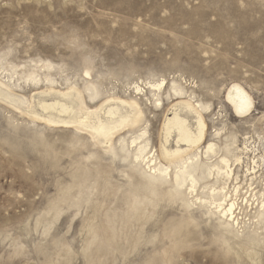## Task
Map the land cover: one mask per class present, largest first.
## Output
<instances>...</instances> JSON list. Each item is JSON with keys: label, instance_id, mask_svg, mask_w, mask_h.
Instances as JSON below:
<instances>
[{"label": "rangeland", "instance_id": "374dc122", "mask_svg": "<svg viewBox=\"0 0 264 264\" xmlns=\"http://www.w3.org/2000/svg\"><path fill=\"white\" fill-rule=\"evenodd\" d=\"M0 82L18 106L0 100V264H264V212L255 213L264 194V0H0ZM235 86L253 103L242 115L228 100ZM74 89L92 113L135 101L143 122L108 149L28 114L41 105L69 115L62 96ZM185 91L209 107L199 172L228 147L251 151L230 154L244 158L234 171L238 228L188 205L174 184L156 185L133 158L132 137L145 129L142 143L161 167H182L158 154ZM200 183L209 199L213 178Z\"/></svg>", "mask_w": 264, "mask_h": 264}, {"label": "bare ground", "instance_id": "6f19581e", "mask_svg": "<svg viewBox=\"0 0 264 264\" xmlns=\"http://www.w3.org/2000/svg\"><path fill=\"white\" fill-rule=\"evenodd\" d=\"M165 84L166 81L165 79H163L161 82L153 83L151 85L149 84V86L154 92H162V89L164 90ZM0 85L3 86L1 82ZM136 90L139 93L143 91L140 86H136ZM72 91L74 92L73 94H65L62 96V98L69 97V100H67V102L72 106V109L70 108L69 110V115L59 116L47 114L44 109H42L41 105H39L41 109L40 114L34 112H30L28 114L34 118H37L38 120L46 121L49 124L75 127L77 130L90 135L92 140L95 141L94 143H98V145L102 146L107 145L108 149H112V146L114 145V139L118 134L125 132L127 129L139 128L143 122L144 112L139 104L135 101H123V103L128 105L130 108L125 112L116 107L107 108L105 105H103L99 111L92 113L87 108H85L83 104L82 93L75 89ZM181 94L184 95L187 99L188 92H181ZM191 97L190 99L181 101V105L184 104L188 106L193 111L194 115H196L198 122L201 124L202 136L196 143L201 144L203 141V135H205L207 128V125L204 121L203 112L207 111L209 107L208 105L206 106L202 103H198L197 105H195L192 102ZM53 98H61V96H53ZM0 100L5 101L7 104L9 103V105L15 108H18L11 97L8 96L1 88ZM228 100L234 111L237 114L241 115L251 111L253 106L249 93H247V91L241 86H235L230 90V92L228 93ZM82 112H85L84 115L81 114ZM180 112L181 110L177 109L173 114H180ZM140 133L141 134L132 137V141L130 144V146L132 145L133 149L135 150L133 158L136 163L144 164V166L149 171V175L157 180L155 182L156 185L160 186L163 184H174L177 189H184V192H181L180 190V192L178 191L176 193H178V195L184 196L186 202H188V205L189 203L194 206L198 204L204 205L212 213L218 214L220 216V219L225 220V222L223 223L227 226H236L238 228L239 225H241L242 218H240L241 216L239 217L241 208L240 204L238 203V195L241 191V185L237 183L234 171L236 170V167L244 163V158L242 156L236 157L234 155H231L230 157V154L233 152L231 151V148L228 149V147L226 150L227 154L220 157L218 162H210V165H208L206 172L202 173L199 172V167L202 164V158L200 156L201 152L198 149L197 153L194 155L193 146L188 149V151L190 152L187 153L180 150H167L166 156L163 155L165 160H167L169 163L179 160H182L183 162L182 167H180V169H176L173 173L171 167H166L165 169L161 167L160 163L158 162L156 152L154 153L153 149L148 146V142L144 144L142 143L146 139V130L141 129ZM118 142L120 146L124 147L126 140L122 138ZM212 149L214 150V146H210L207 151L209 152V150ZM235 149L236 151L241 152L245 155H249L251 152L247 147L241 150L237 147ZM252 163L255 164L256 161L253 160ZM246 171L248 174L247 178L255 174L254 169L252 171L250 169H247ZM201 178L207 179L208 181L209 179L213 178L214 185H216L215 188L209 189V199L203 198L199 192L202 189L200 183ZM251 180H254V177H251ZM219 183H222L223 186H221V184ZM230 183L233 185L232 191L228 190V187H230L228 185ZM261 196L263 197V200L258 201L256 204L258 210L254 208V203L249 204L250 201H248L247 199H245V202H243L245 204H249L251 210L255 209V213L258 216L264 212V194H261ZM238 210L239 213L237 214ZM256 221L257 219L254 218L253 223ZM182 230L184 232L185 228L182 227ZM255 230L256 228L254 227L252 231L254 237L257 234V231Z\"/></svg>", "mask_w": 264, "mask_h": 264}, {"label": "crops", "instance_id": "0c3cea01", "mask_svg": "<svg viewBox=\"0 0 264 264\" xmlns=\"http://www.w3.org/2000/svg\"><path fill=\"white\" fill-rule=\"evenodd\" d=\"M177 109L181 110L180 114H173ZM171 110L172 117L166 118L162 129L163 138L158 154L161 161H164L163 155L166 156L167 150H180L187 153L190 152L188 151L189 148L193 146L195 150L205 140V135H203L202 143L196 144L198 139L202 136L201 124L188 106L178 103L173 106ZM190 119H195L194 124H191Z\"/></svg>", "mask_w": 264, "mask_h": 264}]
</instances>
